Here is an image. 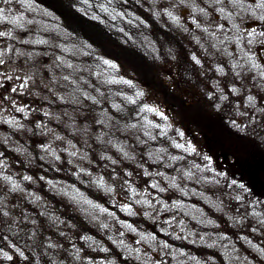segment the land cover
<instances>
[{"label":"rangeland","instance_id":"1","mask_svg":"<svg viewBox=\"0 0 264 264\" xmlns=\"http://www.w3.org/2000/svg\"><path fill=\"white\" fill-rule=\"evenodd\" d=\"M62 1L119 45L0 0V264H264V0Z\"/></svg>","mask_w":264,"mask_h":264},{"label":"trees","instance_id":"2","mask_svg":"<svg viewBox=\"0 0 264 264\" xmlns=\"http://www.w3.org/2000/svg\"><path fill=\"white\" fill-rule=\"evenodd\" d=\"M30 2L39 8L49 10L54 17L59 18V26H61L59 27L57 24L56 27L54 24V26L50 28V31L52 30L54 34L59 31L60 36L64 35L66 36L65 38L70 39L75 43L79 40L87 44L91 42L93 46H97L99 49L102 48L111 51L112 48H115L116 44L119 43V39L117 37L118 30L114 28V20L111 19L107 10L92 9L89 13H83L79 11V9L83 6V1H80L77 4L68 3L69 6L66 3L64 4L62 0H30ZM45 15L46 17H49L47 16L48 14ZM20 40L24 41L23 39ZM25 43L26 42H24V44ZM30 44L34 45L38 50L45 48V44L39 40H35ZM121 54H129L130 57L135 56L138 59L137 54L133 55L126 50H124ZM53 98H57L56 95H53ZM49 101L50 99L47 100L48 103ZM182 245L183 241L179 244V246Z\"/></svg>","mask_w":264,"mask_h":264},{"label":"snow or ice","instance_id":"3","mask_svg":"<svg viewBox=\"0 0 264 264\" xmlns=\"http://www.w3.org/2000/svg\"><path fill=\"white\" fill-rule=\"evenodd\" d=\"M0 12H2V9H0Z\"/></svg>","mask_w":264,"mask_h":264}]
</instances>
